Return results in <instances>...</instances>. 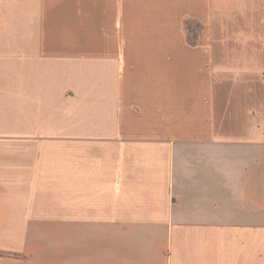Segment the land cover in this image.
I'll return each instance as SVG.
<instances>
[{"label": "crops", "instance_id": "1", "mask_svg": "<svg viewBox=\"0 0 264 264\" xmlns=\"http://www.w3.org/2000/svg\"><path fill=\"white\" fill-rule=\"evenodd\" d=\"M0 264H264V0H0Z\"/></svg>", "mask_w": 264, "mask_h": 264}, {"label": "rangeland", "instance_id": "2", "mask_svg": "<svg viewBox=\"0 0 264 264\" xmlns=\"http://www.w3.org/2000/svg\"><path fill=\"white\" fill-rule=\"evenodd\" d=\"M188 27H189L192 31H194V29H195V25L192 24V23H189V24H188Z\"/></svg>", "mask_w": 264, "mask_h": 264}]
</instances>
